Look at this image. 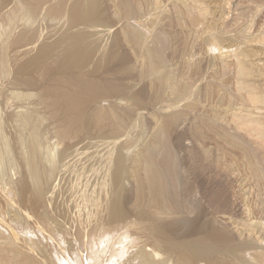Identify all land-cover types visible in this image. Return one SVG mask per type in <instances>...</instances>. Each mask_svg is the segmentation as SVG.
I'll return each mask as SVG.
<instances>
[{
  "label": "rangeland",
  "instance_id": "1",
  "mask_svg": "<svg viewBox=\"0 0 264 264\" xmlns=\"http://www.w3.org/2000/svg\"><path fill=\"white\" fill-rule=\"evenodd\" d=\"M90 2L0 0V264H264V0Z\"/></svg>",
  "mask_w": 264,
  "mask_h": 264
},
{
  "label": "bare ground",
  "instance_id": "2",
  "mask_svg": "<svg viewBox=\"0 0 264 264\" xmlns=\"http://www.w3.org/2000/svg\"><path fill=\"white\" fill-rule=\"evenodd\" d=\"M90 1H92V0H81V5H79V9L78 10H80V17L81 18H85L86 16H87V12H86V9H85V6L87 5V6H94V2L93 3H91ZM76 3V2H75ZM78 3V2H77ZM77 5V4H76ZM86 6V7H87ZM15 9H17V8H15ZM91 10V9H90ZM75 15V14H74ZM86 19V18H85ZM91 19V18H90ZM92 21H93V19H91ZM90 20V21H91ZM78 21V20H77ZM88 22V21H87ZM95 22V21H94ZM81 23V22H80ZM86 23V22H85ZM101 23V22H100ZM91 25H92V23H91ZM93 26H95V25H93ZM92 26V27H93ZM90 28V27H89ZM95 29V28H94ZM42 31V30H41ZM43 31H46V29L45 30H43ZM95 31V30H94ZM93 31V32H94ZM136 31V30H135ZM89 32H91V30L89 29ZM102 32V31H101ZM104 32V31H103ZM138 31H136V33H137ZM50 33V32H49ZM81 33V32H80ZM138 33H140V32H138ZM137 33V34H138ZM42 34H44V33H42ZM41 34V35H42ZM40 35V36H41ZM90 35H92V33L90 34ZM31 36V35H30ZM49 36V35H48ZM87 36V35H86ZM93 36V35H92ZM95 36V35H94ZM106 36V35H105ZM105 36H103V37H105ZM134 36V35H133ZM137 36V35H136ZM41 37H43V36H41ZM88 37V36H87ZM99 37V36H98ZM97 37V38H98ZM141 37H142V35H141ZM140 37V38H141ZM100 38H102V37H100ZM99 38V39H100ZM107 38V37H106ZM38 39H39V37H38ZM49 39V38H48ZM96 39V38H95ZM139 39V38H138ZM137 39V40H138ZM143 39V38H142ZM53 40V39H52ZM91 40V39H90ZM38 41H40V40H38ZM44 41V43L43 42H41V44L43 43L44 45H45V41L46 40H43ZM102 41H104V40H102ZM88 42V41H87ZM111 42V41H110ZM49 43V42H48ZM75 43V42H74ZM100 43V42H99ZM37 44H39V43H37ZM40 44V45H41ZM43 45V46H44ZM102 45H104L103 44V42H102ZM42 46V47H43ZM46 46V45H45ZM41 47V48H42ZM103 47V46H102ZM106 48V47H105ZM156 48V47H155ZM155 48H150L149 49V56L151 57V59H153V62H155L154 60L155 59H157L158 58V50H156ZM94 49V48H93ZM93 49H91V51L93 50ZM106 49H109V48H106ZM113 49V48H112ZM95 50V49H94ZM42 51V50H41ZM49 51V50H48ZM85 51V50H84ZM83 51V52H84ZM90 51V52H91ZM106 52L107 51H109V50H105ZM93 52H95V51H93ZM106 52H103V53H105V55H107L106 54ZM112 52V51H111ZM96 53V52H95ZM98 53H99V55H97V56H100L101 54H100V52L98 51ZM44 54H47V49H45L44 48V50H43V52H42V54L40 55V56H43ZM80 54H81V52H80ZM108 54H109V52H108ZM160 55V54H159ZM84 56V55H83ZM111 56V55H110ZM83 58H86V57H83ZM95 59V58H94ZM160 59V58H159ZM93 61V60H92ZM160 61V60H159ZM161 61H163V60H161ZM87 62V61H86ZM96 63V62H95ZM161 63V62H160ZM156 65H157V63L155 62L154 64H153V68L155 69V67H156ZM158 65H160V64H158ZM242 65H243V63H242ZM106 84V83H105ZM106 85H108V84H106ZM105 85V86H106ZM105 86H103V87H105ZM107 89H108V87H106ZM105 89V88H104ZM180 89V88H179ZM108 92V91H107ZM110 92V91H109ZM112 92V91H111ZM104 93V92H103ZM181 93V92H180ZM106 94H108V93H106ZM104 95V94H103ZM179 95V94H178ZM179 97V96H178ZM37 136H38V134L36 133V134H32V136L30 137V139H29V155H28V157H27V165L29 166V168H30V170H31V172H32V174L34 175V177H35V179L37 180V181H39L40 179H41V171H40V169H39V167H38V165H37V163H36V157H37V154H38V147H40L38 144V139L39 138H37ZM104 137V136H103ZM108 137V136H107ZM107 139V138H106ZM95 140V139H94ZM94 140H91V141H94ZM108 140H109V138H108ZM88 141V140H87ZM86 142V141H85ZM90 142V141H89ZM96 142H97V140H96ZM107 142V141H106ZM93 143V142H92ZM92 143H90V144H92ZM105 143V142H104ZM104 143H102V144H104ZM109 143V142H108ZM81 145V144H80ZM92 145H95V144H92ZM97 145V144H96ZM98 145H100V144H98ZM106 145V144H105ZM111 145H113V144H111ZM100 146H102V145H100ZM108 146H109V144H108ZM107 146V147H108ZM84 147H86V145L84 144ZM104 147V146H103ZM90 148H91V146H90ZM87 149V148H86ZM86 149H84V151H86ZM97 149V148H96ZM92 150V149H91ZM98 150V149H97ZM109 150V149H108ZM107 150V151H108ZM99 151V150H98ZM112 151V150H111ZM87 152V153H86ZM86 152H84V153H86V154H89V153H91L90 155H92L93 153L92 152H89L88 153V151H86ZM100 152H101V150H100ZM104 152H106V151H104ZM81 153H82V151H81ZM95 153V152H94ZM98 153V152H97ZM102 153V152H101ZM108 153V152H107ZM79 154V153H78ZM103 154V153H102ZM110 154H114V153H109L108 155H110ZM94 155H96V154H94ZM118 155V154H117ZM170 155V154H169ZM98 156V155H97ZM104 156V155H103ZM92 157H93V155H92ZM106 157V156H105ZM110 157V156H109ZM114 157H116V156H114ZM121 157V156H120ZM152 158V157H151ZM173 158V157H172ZM93 159V158H92ZM100 159V158H99ZM115 159V158H114ZM149 159V158H148ZM168 159V158H167ZM171 159V158H170ZM80 160V159H79ZM97 160V159H96ZM107 160V159H106ZM110 160V159H109ZM116 160V159H115ZM150 160V162H152L151 161V159H149ZM149 160H147V161H149ZM83 161V160H82ZM73 162V161H72ZM81 162V161H80ZM110 162V161H109ZM113 162V161H112ZM65 163V162H64ZM76 163H78V160H77V162ZM99 163H100V161H99ZM115 164H113V165H115L116 167H115V169H116V174H113L112 173V175H115V183H116V185H117V187H119L120 186V183H121V179H122V176H124L123 175V173H124V163H123V159L122 158H119L118 160H117V162L115 161L114 162ZM170 163H174V162H172V159H171V162H170V160H169V164ZM74 164V163H73ZM72 164V165H73ZM81 164H83V162L81 163ZM96 164H97V162H96ZM103 164V163H102ZM169 164H168V166H169ZM78 165H79V163H78ZM92 165V164H91ZM106 164H104V166H105ZM171 165V164H170ZM172 165H174V164H172ZM172 165H171V167H172ZM64 166V165H63ZM75 166V165H74ZM84 166V165H83ZM98 166V164L96 165V167ZM147 167H148V170H149V175L148 176H150V183H149V185H150V189H151V194H153V197H155L156 199H158L159 201L160 200H162L163 198H162V195H163V191H162V186H163V181H162V178L163 177H161L159 174V172H157L156 170H155V168L153 167L154 166V164H150V163H148V165H146ZM70 167V166H69ZM80 167V166H79ZM92 167V166H91ZM146 167V168H147ZM86 170L88 169V168H86V166L84 167ZM103 169H105L106 168V170H107V166L104 168V167H102ZM112 168V167H111ZM114 168V167H113ZM169 168V167H168ZM173 168V167H172ZM75 171V169L74 168H71V170H68V171H72L73 172V170ZM91 169H93V168H91ZM157 169V168H156ZM160 169H162V168H160ZM77 170H78V168H77ZM174 170V169H173ZM79 171V170H78ZM172 171V170H171ZM89 172H91V170L89 171ZM93 172V171H92ZM104 172V171H103ZM110 172V171H109ZM165 172V171H164ZM107 173V172H106ZM66 174H67V172H66ZM74 174V176H75V178H78L79 177V175L78 176H76L75 174L76 173H73ZM78 174H80V173H78ZM86 174V173H85ZM84 174V176H86ZM93 173H91L90 175H92ZM95 175H98L97 173H94ZM68 175H70L71 176V173L70 172H68ZM81 175V174H80ZM82 175H83V173H82ZM89 175V176H90ZM111 175V174H110ZM172 175H174V174H172ZM70 176H69V178H70ZM102 176V175H101ZM104 176V175H103ZM102 176V177H103ZM106 176V175H105ZM66 177H68V176H66ZM73 176H71V178H72ZM92 177H95V176H93L92 175ZM100 177V176H99ZM68 178V179H69ZM81 179L83 178V177H80ZM97 178V180H98V176L97 177H95V179ZM106 178V177H105ZM67 179V180H68ZM79 179V178H78ZM77 179V180H78ZM92 179V178H91ZM91 179H88V180H90L91 181ZM101 179V178H100ZM64 180V179H63ZM69 180H71V179H69ZM73 180V179H72ZM77 180H74V181H77ZM80 180V179H79ZM78 180V181H79ZM86 180H87V177H86ZM107 180V179H106ZM110 180V179H109ZM37 181H36V183H37ZM81 181V180H80ZM83 181V180H82ZM89 181V182H90ZM92 183H94L95 182V184L97 183L96 181H94L93 179H92ZM103 181V180H102ZM40 182V181H39ZM66 182V181H65ZM84 182V181H83ZM88 182V183H89ZM67 183V182H66ZM66 183H63V184H65L66 185ZM114 183V182H113ZM69 184V183H68ZM71 184V183H70ZM69 184V185H70ZM73 184H75V183H73ZM80 185H81V183H79ZM99 184V183H98ZM64 185V186H65ZM72 185V184H71ZM79 185V186H80ZM83 185H85V184H83ZM83 185H81V186H83ZM103 185V184H102ZM147 185V184H146ZM63 186V187H64ZM75 187V189H76V187H78V186H76V185H74ZM87 186H89L88 184H87ZM98 186V185H97ZM97 186H94V187H96L97 188ZM99 186H101V185H99ZM106 186V185H105ZM104 186V187H105ZM50 187V186H49ZM61 187V186H60ZM70 187H73V186H70ZM93 186H91V189H93L92 188ZM103 187V186H102ZM103 187V188H104ZM108 187V186H107ZM66 187H64L63 189H65ZM68 188H69V186H68ZM81 188V190H82V187H80ZM88 188H90V187H88ZM54 189V188H53ZM70 189H73V188H70ZM78 189V188H77ZM99 189H102L101 187H99ZM120 189H122V188H120ZM62 190V189H61ZM87 190H89V189H87ZM115 190V189H114ZM116 190H118V189H116ZM115 190V191H116ZM164 190V189H163ZM65 191V190H64ZM63 191V193H66V192H64ZM66 191L67 192H69L67 189H66ZM99 191V190H98ZM105 192H107L106 190H104ZM72 192H74V191H72ZM78 193H79V190L77 191ZM82 192V191H81ZM84 192V191H83ZM104 192V193H105ZM44 192L42 191V189H41V187H39V191H38V194H39V196H41L42 194H43ZM70 193V192H69ZM78 193H73V194H77L78 195ZM88 193V192H87ZM89 193H92V192H89ZM100 194L102 193V192H99ZM107 193H109V192H107ZM119 193V192H118ZM117 192H116V194H118ZM93 194V193H92ZM112 194V193H111ZM120 194H121V192H120ZM119 194V195H120ZM87 195V194H86ZM74 196H76V195H74ZM89 196H90V194H89ZM88 196V197H89ZM101 196V195H100ZM118 195H116V197H117ZM165 196V195H164ZM44 196H42V197H39V198H43ZM79 197V196H78ZM102 197V196H101ZM108 197H109V195H108ZM113 197V196H112ZM45 198V197H44ZM43 198V199H44ZM99 198V197H98ZM104 198V197H103ZM107 198V197H106ZM106 198H104L105 200H106ZM121 198V197H120ZM162 198V199H161ZM88 199H91L92 201H93V199H95V198H93V195H92V197H89ZM100 199V198H99ZM98 199V200H99ZM152 199V198H151ZM156 199L154 200V201H156ZM62 200V199H61ZM66 200V199H65ZM91 200H87V201H91ZM101 200V199H100ZM99 200V201H100ZM69 201V200H68ZM86 201V202H87ZM97 201V200H96ZM96 201H93L94 202V204H93V202H92V204L95 206V203H96ZM101 201H103V200H101ZM107 201V200H106ZM111 201H113V200H111ZM120 201H121V199H120ZM119 201V202H120ZM63 202H65L64 200H63ZM69 202H71V201H69ZM104 202V201H103ZM103 202H102V205L101 206H103L104 204H103ZM109 202V200L107 201V203ZM85 203V202H84ZM89 203V202H88ZM100 203V202H99ZM156 203H158V201L156 202ZM63 204H65V203H62L61 205H62V207H63ZM74 203H72V205H73ZM109 204V203H108ZM114 204H115V200H114ZM116 204H118V199L116 200ZM119 204H121V203H119ZM164 204V203H163ZM77 205H78V203H77ZM82 205V204H81ZM99 205V204H98ZM71 206V205H70ZM69 206V207H70ZM75 206V205H74ZM74 206H73V208H74ZM84 205H82V207H83ZM89 206V205H88ZM92 206V205H91ZM101 206H99V207H101ZM119 206V205H118ZM79 207V206H78ZM93 207V206H92ZM98 207V206H97ZM96 207H94V208H92V209H95ZM102 208V207H101ZM108 208V207H107ZM79 210L80 209H82V208H78ZM86 209V208H85ZM69 210H71V209H69ZM77 210V209H76ZM87 210H88V208H87ZM89 210H91L90 209V207H89ZM98 210H100V208L98 209ZM102 210V209H101ZM113 210V209H112ZM84 211V210H83ZM94 211V210H93ZM73 211H71V213H72ZM75 212V211H74ZM73 212V213H74ZM85 212V211H84ZM89 212H92V210L91 211H89ZM95 212H97V211H95ZM77 213H81V212H77ZM86 213V212H85ZM104 213V212H103ZM115 213H117V211L115 212ZM93 214H94V212H93ZM114 214V213H113ZM83 215V214H82ZM116 215V214H115ZM100 216H101V214H100ZM106 216H107V213H106ZM108 216H110V215H108ZM114 217V216H113ZM117 217V216H116ZM93 218V217H92ZM91 218V219H92ZM95 218V217H94ZM103 218V217H102ZM115 218V217H114ZM119 218V217H118ZM110 220V219H109ZM105 221V220H104ZM122 223V222H121ZM125 223V222H124ZM252 224V223H251ZM250 225V224H249ZM221 238V237H220ZM227 239V238H226ZM219 240V239H218ZM194 244V243H193ZM189 246V245H188ZM213 246H215V245H213ZM146 247V246H145ZM197 249V248H196ZM149 251V250H148ZM148 251H146V250H141L140 252H138V254H136V259H139V264H153L154 263V253L153 252H148ZM136 252V251H135ZM134 252V253H135ZM133 253V252H132ZM133 253V254H134ZM132 254V255H133ZM129 255V254H128ZM127 255V256H128ZM131 255V254H130ZM131 255V256H132ZM243 255V254H242ZM133 257H134V255H133ZM156 257H158L157 255H156ZM190 257V256H189ZM128 258V257H127ZM187 256H186V258H185V260H187ZM131 259V258H130ZM189 259V258H188ZM125 260H127V259H125ZM124 260V261H125ZM132 260V259H131ZM134 260V259H133ZM235 260V259H234ZM137 261V260H136ZM128 263H131L130 261L128 262ZM158 263V262H157ZM124 264H127V263H124ZM134 264V263H133ZM155 264V263H154Z\"/></svg>",
  "mask_w": 264,
  "mask_h": 264
}]
</instances>
